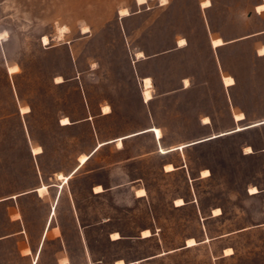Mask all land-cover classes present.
Here are the masks:
<instances>
[{"label":"rangeland","instance_id":"obj_1","mask_svg":"<svg viewBox=\"0 0 264 264\" xmlns=\"http://www.w3.org/2000/svg\"><path fill=\"white\" fill-rule=\"evenodd\" d=\"M213 1L0 0V194L45 183L50 195L28 201L33 231L58 196L61 235L49 232L39 264H264V124L240 127L264 120V35L211 44L263 30L264 0ZM153 125L163 148L240 126L168 154L152 133L112 143L72 176L100 142Z\"/></svg>","mask_w":264,"mask_h":264},{"label":"crops","instance_id":"obj_2","mask_svg":"<svg viewBox=\"0 0 264 264\" xmlns=\"http://www.w3.org/2000/svg\"><path fill=\"white\" fill-rule=\"evenodd\" d=\"M210 1H211V6H209V7L212 8V7H214L215 2L213 0H210ZM260 5H264V3H261L258 6H260ZM258 6L256 8L257 9L256 13L260 15V14H262L264 12V10L263 11H258ZM209 7H207V8H209ZM262 35H264V29L263 30H259V31L255 32L253 34L244 36V37L239 38V39H233V40H229V41H223V44L220 45V46H218V47H214L213 46V40H215V39H213L211 41V44H212V47L214 49H216V48H219V47H222V46L231 45V44H234L236 42L248 40V39H251V38L258 39ZM183 39L186 40V44L183 45V46H189V43H190L189 39H187L186 37H184ZM218 39H220V38H218ZM179 46L180 47H183L180 44H179ZM261 47H264V44H261L257 48V55H258V57H264V55H260L259 54V49ZM154 56L155 55H149L147 58L148 59H151ZM227 76L233 77V79L235 80V84L232 85V86H226L225 85V82H224V77H226V76H223V83H224V85L226 87H233V86H235L237 84L236 78L233 75H227ZM147 78H149V77H147ZM144 79H146V78H144ZM144 79L142 80V83H141L142 86H143V88L145 86ZM186 80H188L189 81V84H190L189 78H185L184 79V82ZM188 86H186V88ZM152 92H153V85H152ZM153 99H154V96H153V98L151 100H153ZM150 101H148V102H150ZM105 107H110V106L107 105V106H104V108ZM109 113H111V107H110V112H108V113H105L104 112V114H109ZM240 113H243V112H240ZM67 118H69V117H67ZM206 118L209 119V117L203 118V124H210L211 123L210 119H209V122L208 123L205 122V119ZM234 118H235V115H234ZM245 118L246 117H245V114H244V119ZM244 119H242L241 121H243ZM70 121H71V119H70ZM72 123L73 122L71 121V124ZM71 124H69V125H71ZM256 124L263 125L264 124V120L259 121V122H255V123L250 124V125H247V126H240V125L239 126L242 127V128H245L244 130H247V129H250V128L259 126V125H256ZM62 126H67V125H62ZM239 126H237V127H239ZM154 128H158V129L161 130V132H162L161 138H158L157 137L156 133L153 131ZM236 128L231 129L230 131L228 130L227 132L226 131L225 132H221L219 134H215V135L210 136V137H206V138H203V139H200V140L192 141L190 143H183L182 145H180V144L179 145L180 146H185L183 148V149H185L186 147H189V146H192V145H197V144H200V143H204L206 141H210V140H213V139H216V138H220V137H223V136L231 135L233 133H237V132L229 133V132L234 131ZM244 130H242V131H244ZM239 132H241V131H239ZM147 133L154 134V136H155V138H156V140L158 142V145H159V148H160V152L163 153V154H168V153H171V152H173L175 150H183V149H177L178 147H180L178 145L175 146V147L173 146V147H169V148H163L162 145H161V141H160L163 138V128L161 126L153 125V126H150L148 128H145L144 130H141V131H138V132H134V133H131V134L122 136V137L117 138V139H114V140H106V141L100 142L93 149V151L91 153H89V154L84 153L86 155H90V158L87 161V163L104 146H107V145L112 144V143H116L121 150H124L125 149V142H126L127 139H130V138H133V137H137V136H141V135H144V134H147ZM227 133H229V134H227ZM119 142L122 143L121 146H119ZM37 146L42 147V150L43 151H42V153L36 155V154L33 153V148H34L33 147L32 148V155L33 156H38V155H41V154L44 153V147L41 144H38ZM169 164H171V163H169ZM169 164H167V165H169ZM171 165H173V164H171ZM78 166H79V164L72 170L71 173H73L74 170L76 168H78ZM83 166H81L75 173H73L72 176L75 175ZM166 166H165V168H166ZM173 167L175 169H177V166H174L173 165ZM206 170H208V169H206ZM166 171H167V169H166ZM72 176H71V178H72ZM43 184H45V183H42V184H40V185H38V186H36V187H34L32 189H29V190H21L19 192H12V193L2 194V195L0 194V207H4V208L7 209V212H6V229L3 228V230H5V232L3 231V233L0 234V264H39V260H40L41 254H42L43 246H44L45 240L47 239V236H48L49 232L51 230L55 231V228H58L59 229V227H52V221L54 220V217L56 216V215H53L52 214V211H53V206L54 205L55 206L58 205V201H57L58 196H57L54 199V201L51 202L49 214H48V217H47V220L45 222L44 227L42 228V225L39 224V227H37V230L36 231H33V227H32L33 225L31 223V219H30L31 218V213H30V210H29V207H28V201H29V199L31 197L33 199L38 198V199L41 200V199L44 198V196L50 195V189H49V193L46 194V195H41L39 193L38 188L40 186H42ZM46 185H48V184H46ZM97 186H101L103 188V191H104V189H106V190L109 189V187H103L102 185H97ZM48 187H49V185H48ZM103 191H101V192H103ZM97 193H100V192H97ZM49 219H50V226L46 230V227H47V224H48V220ZM45 230L47 231L46 234H45ZM146 230H149V229H146ZM59 231H60V229H59ZM60 235H61V231H60V234L59 235L57 234V236H60ZM114 241H116V240H114ZM26 248H29L31 250V252L28 253V254L24 253V250ZM6 249H8V251L10 252V255H9L8 258H7L6 254H5ZM64 258H67V257H64ZM67 260H68V262L66 264H69L70 263L69 262V259L67 258ZM57 262H58V264H63L62 263V259H61L60 263H59V261H57Z\"/></svg>","mask_w":264,"mask_h":264},{"label":"bare ground","instance_id":"obj_3","mask_svg":"<svg viewBox=\"0 0 264 264\" xmlns=\"http://www.w3.org/2000/svg\"><path fill=\"white\" fill-rule=\"evenodd\" d=\"M136 1H137L138 5H143V4H145L147 2V0H136ZM128 14H129L128 9L124 8V9L121 10V15L122 16H125V15H128ZM84 29L86 31L88 30L87 28H84ZM4 34H6V33H4ZM4 34L2 33L1 35H4ZM181 41L183 42V40H181ZM43 42H44L45 45H48L50 43V39L47 36H45L43 38ZM139 55H142V54L140 53ZM18 69H19L18 66L15 65L10 71L11 72H17ZM228 77L229 76H226V77H224V79H226ZM144 81H145V86H144L143 96H144L145 101L148 102V101H150L153 98L152 91L150 89L152 87V81H151L150 78L144 79ZM22 112L23 113H28V112H30V108L28 106H26L25 108L22 109ZM61 123H62V125H69V124H71V121L69 120V118L65 117L62 120ZM153 131L156 133V135H157L158 138L161 137V130L160 129L154 128ZM42 151L43 150H42L41 147H37L34 150V153L35 154H40V153H42ZM88 159H89V156L88 155L81 156V158H80V166L79 167L83 166L88 161ZM169 169L170 170H173L174 168L172 166H169ZM209 175H210V172L208 170H205L203 172V176L204 177H208ZM69 178H70L69 176L68 177H65V180L68 181ZM251 190L253 191V193H257L258 192V190L256 188H252ZM95 191L96 192H101V191H103V189L100 186H98V187L95 188ZM139 193L143 195V194H145V191L142 190ZM176 204H177V206H182V205H184V201L182 199H179V200L176 201ZM144 234L145 235H149L150 233L148 231H145ZM113 237L119 238V235L117 233H115V234H113ZM187 245L188 246H194V245H196L195 239H193V238L189 239L187 241ZM231 251H232V249H227L225 253L226 254L232 253ZM121 263L122 262H120L119 264H121Z\"/></svg>","mask_w":264,"mask_h":264},{"label":"snow or ice","instance_id":"obj_4","mask_svg":"<svg viewBox=\"0 0 264 264\" xmlns=\"http://www.w3.org/2000/svg\"><path fill=\"white\" fill-rule=\"evenodd\" d=\"M183 43V42H182ZM228 83H231V81L229 80Z\"/></svg>","mask_w":264,"mask_h":264},{"label":"trees","instance_id":"obj_5","mask_svg":"<svg viewBox=\"0 0 264 264\" xmlns=\"http://www.w3.org/2000/svg\"><path fill=\"white\" fill-rule=\"evenodd\" d=\"M89 158H90V156H89ZM89 160V159H88ZM87 163V162H86ZM80 168V167H79Z\"/></svg>","mask_w":264,"mask_h":264}]
</instances>
